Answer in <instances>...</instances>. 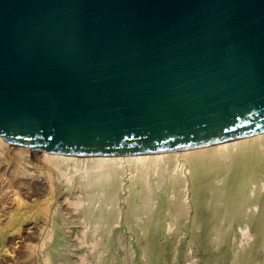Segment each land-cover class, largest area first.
I'll use <instances>...</instances> for the list:
<instances>
[{
  "label": "water",
  "instance_id": "water-1",
  "mask_svg": "<svg viewBox=\"0 0 264 264\" xmlns=\"http://www.w3.org/2000/svg\"><path fill=\"white\" fill-rule=\"evenodd\" d=\"M264 132V0H0V136L78 156Z\"/></svg>",
  "mask_w": 264,
  "mask_h": 264
},
{
  "label": "rangeland",
  "instance_id": "rangeland-1",
  "mask_svg": "<svg viewBox=\"0 0 264 264\" xmlns=\"http://www.w3.org/2000/svg\"><path fill=\"white\" fill-rule=\"evenodd\" d=\"M0 143V264H264V173L174 183V158L109 174Z\"/></svg>",
  "mask_w": 264,
  "mask_h": 264
},
{
  "label": "bare ground",
  "instance_id": "bare-ground-1",
  "mask_svg": "<svg viewBox=\"0 0 264 264\" xmlns=\"http://www.w3.org/2000/svg\"><path fill=\"white\" fill-rule=\"evenodd\" d=\"M0 142H2L1 136ZM43 156L49 161L88 164L94 171L104 170L109 174V166L116 170L123 164L133 163L147 169L150 166H159L161 163L169 162L171 158H174L175 166L171 173V181L174 183L182 181L185 183L186 180L192 179L196 173H199V178L205 181H209L214 173L218 175L223 172V175L221 174L223 178L226 176V167L231 168L233 182L243 183L250 176L264 173V132L255 134L248 140L239 138L223 141L210 147H200L194 151L186 149L83 157L44 151Z\"/></svg>",
  "mask_w": 264,
  "mask_h": 264
}]
</instances>
